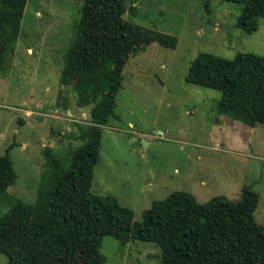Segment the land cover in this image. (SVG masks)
Listing matches in <instances>:
<instances>
[{"label": "rangeland", "instance_id": "1", "mask_svg": "<svg viewBox=\"0 0 264 264\" xmlns=\"http://www.w3.org/2000/svg\"><path fill=\"white\" fill-rule=\"evenodd\" d=\"M84 0H30L14 51L0 69V156L11 150L17 182L0 197V216L18 202L34 205L52 185L47 151L68 169L84 144L81 128L100 127L101 112L79 104L61 84ZM125 20L178 38L175 49L152 44L130 58L115 115L99 128L100 161L93 192L113 196L135 222L156 201L177 191L201 204L238 201L251 188L260 196L256 221L264 226V125L251 128L220 113L223 94L190 84L201 54L234 61L264 57V18L249 35L241 10L224 0H126ZM39 119H42L39 121ZM104 264H160L157 245H123L105 237ZM0 264H9L0 254Z\"/></svg>", "mask_w": 264, "mask_h": 264}, {"label": "trees", "instance_id": "2", "mask_svg": "<svg viewBox=\"0 0 264 264\" xmlns=\"http://www.w3.org/2000/svg\"><path fill=\"white\" fill-rule=\"evenodd\" d=\"M241 10L238 28L252 35L264 18V0H224ZM30 0H0V69L19 40ZM126 0H84L76 38L66 56L61 84L72 87L79 104L92 105L101 127L115 115L124 71L132 56L152 44L175 49L178 38L125 20ZM190 84L223 94L220 113L251 128L264 125V57L240 54L229 61L201 54ZM100 127L81 128L84 144L70 168L47 151L52 185L36 204L18 202L0 216V254L9 264H104L105 237L121 244L153 243L160 264H264V226L256 221L260 196L251 188L238 201L197 198L177 191L156 201L136 223L134 212L113 196L93 192ZM11 146L0 156V197L17 182Z\"/></svg>", "mask_w": 264, "mask_h": 264}, {"label": "water", "instance_id": "3", "mask_svg": "<svg viewBox=\"0 0 264 264\" xmlns=\"http://www.w3.org/2000/svg\"><path fill=\"white\" fill-rule=\"evenodd\" d=\"M42 120V119H39V121Z\"/></svg>", "mask_w": 264, "mask_h": 264}]
</instances>
